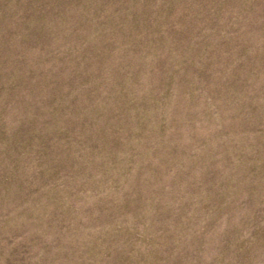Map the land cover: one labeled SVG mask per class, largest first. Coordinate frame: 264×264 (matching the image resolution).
<instances>
[{"label": "rangeland", "instance_id": "rangeland-1", "mask_svg": "<svg viewBox=\"0 0 264 264\" xmlns=\"http://www.w3.org/2000/svg\"><path fill=\"white\" fill-rule=\"evenodd\" d=\"M0 264H264V0H0Z\"/></svg>", "mask_w": 264, "mask_h": 264}]
</instances>
